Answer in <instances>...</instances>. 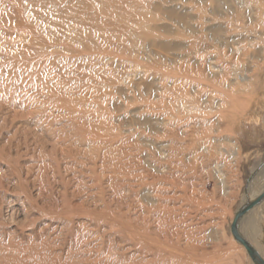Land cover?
Instances as JSON below:
<instances>
[{"label":"rangeland","instance_id":"1","mask_svg":"<svg viewBox=\"0 0 264 264\" xmlns=\"http://www.w3.org/2000/svg\"><path fill=\"white\" fill-rule=\"evenodd\" d=\"M262 169L264 0H0V264H256Z\"/></svg>","mask_w":264,"mask_h":264},{"label":"bare ground","instance_id":"2","mask_svg":"<svg viewBox=\"0 0 264 264\" xmlns=\"http://www.w3.org/2000/svg\"><path fill=\"white\" fill-rule=\"evenodd\" d=\"M254 38V37H253ZM240 79V78H239ZM245 79V78H244ZM229 152V151H228ZM220 176V175H219ZM221 178V177H220ZM259 179L261 180V182L264 181V169H262L260 172H259ZM264 193V184H263V187L260 191V194L257 196L256 199H258L262 194ZM255 199V201H256ZM254 201V200H253ZM254 201V202H255ZM253 203V202H252ZM264 207V199L258 203L255 207H253L252 209H250L243 217L242 219L240 220L239 222V232L241 230V232H243V236H244V226L248 227L250 229V231L252 232L253 235H258V233L260 232V229L258 228L257 226V221L254 220V216L256 215V211L263 208ZM258 213V212H257ZM259 229V230H258ZM241 234V233H240ZM242 236V235H241ZM242 236V237H243ZM244 240L250 245V243H253V240L250 239L248 237V235L245 234V237H243ZM247 238L249 240V242L245 239ZM83 246V245H82ZM251 246V245H250ZM256 250V249H255ZM256 252L258 253V251L256 250ZM258 255L262 258V256L264 257L263 254L261 253H258ZM263 259V258H262Z\"/></svg>","mask_w":264,"mask_h":264},{"label":"water","instance_id":"3","mask_svg":"<svg viewBox=\"0 0 264 264\" xmlns=\"http://www.w3.org/2000/svg\"><path fill=\"white\" fill-rule=\"evenodd\" d=\"M264 199V193L253 203H250L248 205H246L244 208H242L239 213L237 214V216L234 219V222L232 223L231 226V232L234 236V238L240 242L244 248L246 249V251L248 252L250 258L252 259V261L256 264H264V260L258 255V253L256 252V250L250 246L245 240L244 238L241 236L240 232H239V222L242 219V217L253 207H255L258 203H260L262 200Z\"/></svg>","mask_w":264,"mask_h":264}]
</instances>
